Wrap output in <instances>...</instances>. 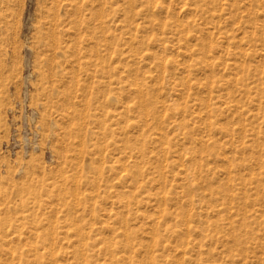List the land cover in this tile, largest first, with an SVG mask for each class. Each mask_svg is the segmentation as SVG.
<instances>
[{
	"label": "rangeland",
	"instance_id": "rangeland-1",
	"mask_svg": "<svg viewBox=\"0 0 264 264\" xmlns=\"http://www.w3.org/2000/svg\"><path fill=\"white\" fill-rule=\"evenodd\" d=\"M157 220L159 264H264V0H0V264H138Z\"/></svg>",
	"mask_w": 264,
	"mask_h": 264
},
{
	"label": "bare ground",
	"instance_id": "bare-ground-1",
	"mask_svg": "<svg viewBox=\"0 0 264 264\" xmlns=\"http://www.w3.org/2000/svg\"><path fill=\"white\" fill-rule=\"evenodd\" d=\"M70 4V3H69ZM86 5L87 4H84L83 6H85L86 7ZM69 6V5H68ZM77 6H75V8H76ZM78 8V7H77ZM82 9V8H81ZM75 10V9H74ZM76 12V13H75ZM74 13H75V17H77V22H76V20H72L71 21V24H73V28H77L78 30H79V32H81V33H88L90 30H91V28H93V30H97V29H102L103 28V22H102V20L100 21L99 20V23H96L95 25H93L92 27L91 26H89V21H88V19L86 18V16L85 17H81V15H82V10H80V8H79V10L78 9H76L75 11H74ZM55 17V16H54ZM58 17V16H57ZM100 18V17H99ZM52 19V18H51ZM54 19V18H53ZM74 21V22H73ZM78 23V24H77ZM51 24V23H50ZM55 24V23H54ZM77 24V25H76ZM51 25H53V24H51ZM51 27V26H50ZM55 27V26H54ZM53 28V27H52ZM56 29V28H55ZM52 30V29H51ZM57 30V29H56ZM72 30V29H71ZM55 30H53L52 32H54ZM56 33V32H55ZM59 33V32H58ZM78 34V33H77ZM76 34V35H77ZM80 34V33H79ZM59 35V34H58ZM68 35V34H67ZM75 35V34H74ZM55 36V35H54ZM77 37H79L78 35H77ZM65 39V38H64ZM75 39V38H74ZM79 39V38H78ZM81 39V38H80ZM56 41V40H55ZM70 42V41H69ZM78 42L79 43H81L79 40H78ZM58 43V42H57ZM98 44V43H97ZM56 45H58V44H56ZM55 45V46H56ZM78 45V44H77ZM76 45V46H77ZM85 45V44H84ZM73 46H75V45H73ZM78 48V47H77ZM93 49V48H92ZM77 50V49H76ZM93 51V50H92ZM77 51H75V53H76ZM89 52V51H88ZM98 52V51H97ZM96 52V53H97ZM78 53V52H77ZM77 53H76V56H77ZM92 53V52H91ZM90 54V53H89ZM87 53H82V55H81V57H80V59H81V61H82V59L83 58H85V57H87ZM98 59H99V57H98ZM73 63V62H72ZM76 63V62H75ZM80 64V63H79ZM73 64H71V66H72ZM86 65V64H85ZM74 66V65H73ZM78 66V65H77ZM80 66V65H79ZM73 68V67H72ZM89 69H90V67H89ZM96 69V68H95ZM98 70L99 69H96L95 71H97L98 72ZM102 87V86H101ZM140 92L142 93V90H140ZM143 94L144 93H142V96H143ZM102 110V109H101ZM147 111V110H146ZM148 112V111H147ZM146 112V113H147ZM117 116V115H116ZM105 120V119H104ZM101 123V122H100ZM102 124H103V122H102ZM137 147V146H136ZM135 147V148H136ZM120 161H121V158L119 159ZM131 164H134V166H136V161L134 160ZM135 173V172H134ZM68 178V176H65L64 177V179L65 178ZM131 177V176H130ZM139 177H141V172L139 171V170H137V172L133 175V179H134V181H136V182H139ZM135 197V199L134 200H136V198L138 197V195H136L135 193H133L132 194V198H134ZM170 200V198H169V196H166V195H163V196H161V200H163V201H167V200ZM162 211H164L165 212V210H162ZM169 215V213L168 212H166L165 213V215H163L162 214V216H168ZM160 218V217H159ZM161 221H162V218L160 219ZM163 220H164V218H163ZM158 221V220H157ZM159 222V224H158V226H156L155 227V229L153 230V244H151V245H149V249H147L146 250V253H145V255L141 258V260H138V264H159L158 263V261H159V257L155 254V251H156V249H157V247H159L160 245L162 246L163 245V236H161V234H160V231H159V227H160V224L162 223V222ZM158 222H155V223H158ZM164 222V221H163ZM186 222H188V220H186ZM186 224H188V223H186ZM154 225H156V224H154ZM44 227V226H43ZM129 229V228H128ZM127 230V229H126ZM128 231V230H127ZM167 231H169L171 234H173V236L175 237H178L179 236V234L175 231V230H173L172 229V227H167ZM134 232H133V230H131L130 232H128V233H126V235L128 236V237H126L127 239H126V241H124L123 242V246H124V248H127L128 249V251H130V253H134V248H136L135 247V244L136 243H134L133 242V239H132V235L131 234H133ZM27 235V234H26ZM39 236V235H38ZM130 237V238H129ZM36 239H38V238H36ZM11 241V240H10ZM12 242V241H11ZM21 244V243H20ZM32 245V244H31ZM148 246V245H147ZM84 248H88V247H84ZM161 248V247H160ZM162 248L165 250V251H168V250H170L171 248L168 246V245H163L162 246ZM110 249V248H109ZM34 250H36V259H37V261L38 262H40V260L42 259V254L41 253H39V248H34ZM112 250V249H111ZM172 250V249H171ZM110 251V250H109ZM128 251L125 249L124 251H120V253H122L123 254V257L125 258L126 257V254H128ZM119 253H116L115 251H110V257H109V264H120L119 263V261H121V258L120 257H118L117 255H118ZM14 257V256H13ZM22 258V257H21ZM128 262L130 261V262H134V260H135V257L134 256H132L131 254L129 255L128 254ZM83 264H91L93 261H94V259H93V257H91V256H84L83 257ZM183 259V258H182ZM169 259H165V263H169V261H168ZM184 260V259H183ZM59 261V260H58ZM52 262H53V264L54 263H56L57 262V260L55 259V257H54V260L52 259ZM173 264H184L185 263V261H181V260H179V259H176V258H174V257H172V261H171ZM37 263V262H36ZM82 263V262H81ZM38 264V263H37Z\"/></svg>",
	"mask_w": 264,
	"mask_h": 264
}]
</instances>
